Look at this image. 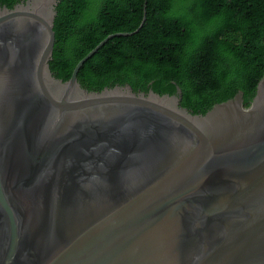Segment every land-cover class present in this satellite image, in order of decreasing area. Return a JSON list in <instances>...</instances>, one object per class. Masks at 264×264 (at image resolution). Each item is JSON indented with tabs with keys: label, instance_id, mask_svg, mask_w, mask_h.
I'll return each mask as SVG.
<instances>
[{
	"label": "water",
	"instance_id": "95a60500",
	"mask_svg": "<svg viewBox=\"0 0 264 264\" xmlns=\"http://www.w3.org/2000/svg\"><path fill=\"white\" fill-rule=\"evenodd\" d=\"M59 0L0 7V264H264V74L192 114L181 94L49 69Z\"/></svg>",
	"mask_w": 264,
	"mask_h": 264
},
{
	"label": "trees",
	"instance_id": "16d2710c",
	"mask_svg": "<svg viewBox=\"0 0 264 264\" xmlns=\"http://www.w3.org/2000/svg\"><path fill=\"white\" fill-rule=\"evenodd\" d=\"M24 0H0L12 8ZM87 91L129 85L133 92L177 95L192 114L243 93L249 106L264 74V0H59L49 69Z\"/></svg>",
	"mask_w": 264,
	"mask_h": 264
}]
</instances>
